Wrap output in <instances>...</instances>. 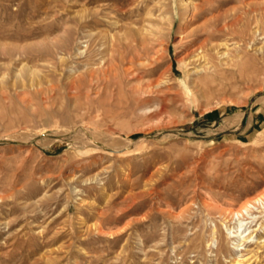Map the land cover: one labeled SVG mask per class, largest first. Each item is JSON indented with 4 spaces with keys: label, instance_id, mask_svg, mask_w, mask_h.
Wrapping results in <instances>:
<instances>
[{
    "label": "rangeland",
    "instance_id": "1",
    "mask_svg": "<svg viewBox=\"0 0 264 264\" xmlns=\"http://www.w3.org/2000/svg\"><path fill=\"white\" fill-rule=\"evenodd\" d=\"M183 3L0 0V264H264V0Z\"/></svg>",
    "mask_w": 264,
    "mask_h": 264
},
{
    "label": "bare ground",
    "instance_id": "2",
    "mask_svg": "<svg viewBox=\"0 0 264 264\" xmlns=\"http://www.w3.org/2000/svg\"><path fill=\"white\" fill-rule=\"evenodd\" d=\"M119 1V0H118ZM126 1V0H125ZM128 1V0H127ZM206 1V0H205ZM182 2V16H184V17H186V15H185V13L187 12V10H188V3H183V0H180V3ZM121 3V2H120ZM159 3V2H158ZM207 3H208V1H207ZM203 4H204V2H203ZM164 6V5H163ZM190 6V5H189ZM201 6H203V5H201ZM200 6V7H201ZM206 6V5H205ZM161 8H162V6H161ZM210 8H211V6H210ZM193 9V8H192ZM202 9H203V7H202ZM163 11L160 13V14H158V17H159V21L161 20V19H163L164 17H165V15H166V13H168L167 12V10L165 11V9H162ZM169 10V9H168ZM196 10H198V9H196ZM204 10H205V8H204ZM203 10V11H204ZM153 11V10H152ZM201 11V10H200ZM206 11V10H205ZM204 11V12H205ZM193 12H194V9H193ZM193 12L191 13L192 14V16H193ZM147 13L149 14V15H152V12H151V10L149 9L148 11H147ZM196 13V12H195ZM200 13V12H199ZM245 13V12H244ZM147 15V14H146ZM196 15V14H195ZM151 17V16H150ZM166 17H167V15H166ZM183 18V17H182ZM157 19V18H156ZM167 19V18H166ZM185 19V18H184ZM116 20V19H115ZM171 20V19H170ZM159 21H158V19L157 20H154V19H148L147 20V24H146V26H144V30H147L148 32H149V34H155L157 31H159L160 30V25H162V24H160L159 23ZM165 21H167V20H165ZM146 22V21H145ZM161 22V21H160ZM163 22V21H162ZM168 22V21H167ZM169 23V25H170V21L168 22ZM232 21L231 22H229V23H225V25H226V27L228 28V29H230L231 31H232V27H231V25H232ZM112 24H114L115 25V23L113 22ZM164 25V24H163ZM163 27V26H162ZM231 27V28H230ZM216 28V27H215ZM218 29H220V28H218ZM225 29V28H224ZM127 30H129V29H127ZM140 31V30H139ZM216 31V30H215ZM238 31H241V30H238ZM117 32V31H116ZM129 32V31H128ZM134 32V31H133ZM137 32V31H136ZM141 32H142V30L140 31V34H141ZM145 32V31H144ZM218 32V31H217ZM222 32H224V31H222ZM246 32V31H245ZM118 33V32H117ZM158 33V32H157ZM156 33V34H157ZM253 33H256V30H254V31H252V37L254 36L253 35ZM137 34H139V33H137ZM136 34V35H137ZM143 34V33H142ZM217 34V33H216ZM228 34H229V32H228ZM249 34V33H248ZM129 35V34H128ZM130 35L132 36V32L130 33ZM160 35H161V31H160ZM219 35H221L220 33H219ZM219 35H215V33H214V31L213 30H211V31H208L207 32V38L209 39V40H211L212 38H214V37H216V36H219ZM223 35V34H222ZM230 35V34H229ZM119 36V35H118ZM122 37L120 38V40L118 41V43H117V46H116V48H115V50H116V55H115V57H114V59H113V62L112 63H110V64H108L107 65V68H105L104 69V73H106V72H110V71H112L113 69H115L118 65H119V63H123L124 62V60L126 59V55H127V53L129 54V53H131V55L132 56H134V55H138V53L137 52H140V51H143V54H144V52H150V51H148V45H146V42L148 41V40H146L145 39V37L143 38V37H141V36H139L140 37V39L138 38L137 39V37L135 38H133L134 40V43L132 42L131 43V41H130V43L129 44H127L126 42H125V40L128 38V36L127 35H121ZM143 36H146V34L145 35H143ZM148 36V35H147ZM189 36H190V34H189ZM130 37V36H129ZM133 37V36H132ZM151 37V36H150ZM147 38V39H151V38ZM243 37V36H242ZM207 38H206V40H207ZM225 38H227V37H225ZM247 38V37H246ZM131 39V38H130ZM223 39V38H222ZM228 40V39H227ZM242 40V39H241ZM153 41V40H152ZM150 43H151V41H149ZM209 42V41H208ZM148 43V42H147ZM211 43V42H210ZM209 43V44H210ZM232 43V42H231ZM149 44V43H148ZM221 44H222V42H221ZM230 44V43H229ZM202 45V44H201ZM204 45H205V43H204ZM211 45H213V43H211ZM225 45H227L226 43H225ZM233 45V44H232ZM224 46V45H223ZM206 47H208L207 45H206ZM212 47H217L216 45H214V46H212ZM151 48V47H150ZM204 48V47H203ZM259 48L261 49L262 48V46H260V47H258V48H256L257 49V51H259ZM205 49V48H204ZM228 47H225V50L224 51H220L219 52V54L220 55H222V56H220V57H223V55L225 56V54H228ZM206 50V49H205ZM211 50H215L214 48L213 49H211ZM211 50H209V51H211ZM218 50V49H217ZM216 51V50H215ZM238 51V50H237ZM213 52V51H212ZM142 54V55H143ZM206 51H205V53H202V54H200V55H196L195 56V58L196 59H198V60H201L202 61V63L201 64H199L200 66L199 67H195L194 68V72H200V71H209L210 69H212V68H214V65H209L208 63L210 62V61H208V59H207V57H206ZM141 55V54H140ZM235 55H236V57H237V55H239V52H236L235 53ZM139 56V55H138ZM240 56V55H239ZM238 56V57H239ZM144 57H145V54H144ZM233 57V56H232ZM235 57V56H234ZM241 57V56H240ZM135 58V57H134ZM140 58V57H139ZM136 59V58H135ZM241 59V58H240ZM138 60V59H137ZM136 60V61H137ZM195 60V59H194ZM197 60V61H198ZM196 61V60H195ZM196 61V62H197ZM133 62V61H132ZM125 63V62H124ZM126 64V63H125ZM133 65V64H132ZM229 65V64H228ZM217 69V68H216ZM214 70V69H213ZM219 70V69H218ZM127 71H129V70H127ZM126 71V72H127ZM103 72V71H102ZM201 73V72H200ZM218 73V72H217ZM221 73V72H220ZM206 74V73H205ZM204 74V75H205ZM208 74H210V73H208ZM215 74V73H214ZM216 76V75H215ZM201 77V76H200ZM204 77V76H203ZM210 77V76H209ZM213 77V76H212ZM221 77V76H220ZM139 78V77H138ZM198 78V77H197ZM214 78V77H213ZM216 78V77H215ZM214 78V79H215ZM212 79V78H211ZM210 79V80H211ZM197 80H199V79H197ZM196 80V81H197ZM203 81V80H202ZM204 82V81H203ZM201 83V82H200ZM199 84V83H198ZM263 195H264V193H263ZM261 199V195L260 194H258V195H256V196H254L252 199H248V201H244V203L239 207V209H233V210H231V211H229V213L231 214V216H233V215H235V219H236V223H234V226H232V230L230 229L229 230V234H230V237H234V239H236L235 241L237 242V244H236V249H241V248H243L244 250L246 249L245 247L248 245V242H250V241H252V237H253V232H255V230H259V227L258 228H253V224L251 223L253 220H254V217L255 216H246V218L243 216V211H248V209H249V206H250V204L251 203H253V202H258L259 200ZM263 203V202H262ZM254 204V203H253ZM258 204V203H257ZM262 205V204H261ZM253 207V206H252ZM228 213V214H229ZM245 213V212H244ZM249 214H251L250 212H249ZM248 214V215H249ZM241 215V217H239ZM247 215V214H246ZM247 218H251V219H249V220H247ZM234 219V218H233ZM234 228V229H233ZM255 236V240H253V243H255L256 245H258V246H260V247H262L263 249H264V237L263 236H260L259 235V237L255 234L254 235ZM241 245H243V247L241 246ZM238 246H240V247H238ZM249 246V245H248ZM238 251V250H237ZM247 252L245 253V254H240V253H237V254H235V256H233L232 257V259H231V261H229L227 264H252L253 262H256V260H257V255H256V252H253L252 250H246Z\"/></svg>",
    "mask_w": 264,
    "mask_h": 264
}]
</instances>
